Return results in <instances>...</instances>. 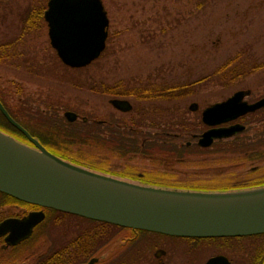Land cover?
Here are the masks:
<instances>
[{"label":"rangeland","instance_id":"374dc122","mask_svg":"<svg viewBox=\"0 0 264 264\" xmlns=\"http://www.w3.org/2000/svg\"><path fill=\"white\" fill-rule=\"evenodd\" d=\"M38 1L46 7L47 0H0V43L19 37L23 17L39 5L36 4ZM102 3L109 20L105 49L98 59L83 68H63L50 47L46 23L41 18L33 24L23 43L11 52L14 55L0 62V85L7 94L6 103L10 107H19L33 117H39L45 109L43 103L52 101L59 115L72 110L82 117L112 120L123 125L131 112L115 110L107 93L93 91L90 87L100 88V82L131 86L148 80L170 84L189 81L237 54L241 58L250 56L257 62L264 61V0H102ZM51 71L57 79L52 77ZM207 82L201 83L194 95L195 101L188 97L175 101L187 110L185 116L182 115V120L186 118L187 123L198 118L196 112L206 104L226 99L238 90H250V97L254 99L264 96V66L227 87ZM84 83H89V88L83 87ZM131 100L137 105L134 98ZM195 107V112L190 110ZM262 125L254 129L260 132ZM34 131L44 132L38 128ZM249 132L252 133L251 130L243 132L234 140L218 139L209 148H190L186 152L193 155L180 161L148 154L120 158L112 146L109 151L101 146L78 147L82 154H90L93 166L108 171L126 169L146 173L167 185L210 187L235 176L261 175L259 169L264 172V157L229 151L233 144L239 146L245 141L254 146L264 145V142L257 143L252 136L248 137ZM143 237L155 243L170 242L151 234ZM260 240L250 238L253 243L250 242L247 248H259ZM237 244L236 240L203 243L204 253L194 264H201L208 255L224 252L225 248L235 256L234 264H241Z\"/></svg>","mask_w":264,"mask_h":264},{"label":"water","instance_id":"95a60500","mask_svg":"<svg viewBox=\"0 0 264 264\" xmlns=\"http://www.w3.org/2000/svg\"><path fill=\"white\" fill-rule=\"evenodd\" d=\"M43 17L57 56L67 66L84 67L105 48L108 17L102 0H47ZM244 91L206 107L202 120L212 126L198 140L202 146L243 129L235 123L215 127L264 106V98L247 103ZM111 103L127 111L126 100ZM0 112L31 142L0 130V191L16 199L119 226L188 237L245 236L264 233V185L202 190L158 185L119 177L72 162L46 149L7 112ZM69 121L76 113L65 111ZM42 212L0 222V236L14 244L27 237ZM205 264H229L218 255ZM264 264V261L263 263Z\"/></svg>","mask_w":264,"mask_h":264},{"label":"flooded vegetation","instance_id":"af4514ba","mask_svg":"<svg viewBox=\"0 0 264 264\" xmlns=\"http://www.w3.org/2000/svg\"><path fill=\"white\" fill-rule=\"evenodd\" d=\"M36 4L39 5L31 9L26 14L25 18L23 17V19L25 20V26H27L28 33H26L24 24L21 21L22 25L20 28L21 30L20 35L15 40H12L16 42V48L18 47V45L23 43L24 37H26L29 34L33 24L37 23V20H40L42 18L47 26V22L43 17V13L46 7L42 11L41 9L42 3L38 1L36 2ZM47 36H48V26H47ZM50 47L52 48L51 44ZM15 49H10V50H12V52L14 53ZM13 53H9L10 54L9 57H11L12 56L11 54ZM7 59L8 57L3 58V55L0 56V62L5 61ZM50 74L52 75V71ZM104 85H110L112 87L127 86L126 83L125 84L117 83L116 85H114L105 82H100L98 84V86H104ZM141 85L157 87V85H163V83L148 81V82H142ZM244 91H248L247 93L244 94L243 97V99L247 103H253L264 98V96H260L255 99L251 98L250 90H244ZM195 93L196 91L190 93L188 95V99L194 100ZM122 94H124L122 90H111L110 92L107 93V95L110 97L109 98L110 103L111 100L115 98L129 101L131 105V109L128 111H123L115 107L111 103V105L115 108V110L123 113H129L134 107V103H132L131 100L134 97L132 96L126 97L125 95ZM6 97L7 94L5 90L2 88V85H0V101L2 103L6 102ZM178 99H183V98H173L171 99L170 103L174 104L175 101H180ZM162 101H164L162 97H154V98L151 97L145 99L146 103L149 102L161 103ZM194 101L192 103H194ZM208 105L206 104V106H203L199 112H196L198 118L191 119L193 121L192 123H187L188 120L185 121L186 118H184L183 125L180 126L174 125L173 126L174 128L171 129L168 128L165 129L164 125L161 124L159 128L153 127V128H144L145 130H141L142 132H146L145 134L146 136L144 137L143 140V143L146 142L144 144L145 147L148 148L146 150H148L149 152H156V154L149 153L148 155L149 156L153 155L154 157H158L164 160L180 161V159L187 157V155H193V154L187 153L185 155H182L181 157L178 155H174L173 157H171L172 159H169L168 157H165L163 154H161L160 151H162V149H165L166 151L176 152V151H180L182 148L185 149L184 151H188V149L190 148L201 150L212 147L214 141L207 146H202L198 143L201 134L207 129L212 127L202 121V111ZM192 109H194L195 112V110H197V107ZM17 110L21 112H25L24 109H20L19 107H17ZM180 111L183 112L182 113L183 116H185V114L187 113L186 112L187 110L183 108ZM45 112L46 109L43 110V113ZM37 114L39 113H33V115H37ZM76 119L85 121V117L79 116L78 114ZM94 121L96 122V124L101 125L100 129L103 132V133L101 132V134L104 133L110 134L109 130L107 129L113 126H121L119 125L118 122L113 123L112 120L110 122H106V120L104 119L103 120L94 119ZM195 122H197V125L195 124ZM235 123L243 126V129L237 131L231 137H228L229 139L234 140L238 138L237 136L239 134L251 130L252 133L250 132L247 133L248 137L252 136V138H254V140L257 141V143L264 142V106H261L252 112L243 113L232 120L219 123L215 125V127H220V126L227 127ZM259 124H263L261 126L262 130L260 132L259 130L254 129ZM106 125H108L109 128H107ZM193 127L200 128V130H195L193 129ZM185 129L187 131H185ZM253 129L255 131H253ZM17 130L19 132H14L12 133V135L19 138L22 141L29 143V141L25 139L24 134L18 128ZM260 134L262 135L260 136ZM163 135H165L167 138L170 139L163 140L162 138H160V136ZM242 136H244V134L239 137ZM259 139L261 140L259 141ZM243 140L246 139L243 138ZM157 141L158 143L161 142L159 144L161 147H159V145L154 144ZM245 143L247 142L245 141ZM149 146L151 147L149 148ZM247 146L250 147L254 145L249 144ZM255 147L261 148V146H255ZM261 150L264 152V145L262 146ZM255 151H257V149ZM255 151H250V153H253ZM248 154L249 153L245 155L249 156ZM116 155L120 158H126L129 156H135L136 154H128L126 156H120L119 154ZM95 169L107 171L109 173H112L120 177L139 180L142 182L158 183V184L160 183V181H158L157 178L150 177L143 172H132L126 169L123 171L115 172V171H108L101 167L100 168L95 167ZM258 172H262L260 173L261 175L251 174L253 178L251 176H248V174L245 176H237V177L235 176L233 178H229L230 179L229 181L222 182L224 184L217 182V184L215 185L216 187H219L220 184L223 186L227 184H231L235 186L237 185L245 186L246 184H250V183H260L264 179V172L261 169H259ZM35 212H42L43 218L41 219V221H39L37 224H35L32 227V230L27 237L22 238L21 240L17 241L14 244H9L5 240L7 233L0 236V264H194V262H196V259L201 254L204 253L201 244L215 240L238 241L237 244L238 248H236V250L240 251L239 255H240L241 264L257 263V254L259 248L255 247V248H251L250 250L247 248V246L250 245V242L253 243V241H249L250 238L248 236L232 237V238L217 237L218 239L214 237L195 238V237L169 236V235H164L149 231L132 229L129 227L113 225L105 222L89 221L86 220L84 217L73 213L59 211L53 208L42 207L15 198H9L4 196L3 193L0 192V222L8 218L22 219L28 216L29 214ZM144 234H151L152 236L153 235L158 236L159 238L166 241L169 240L170 242L168 243L163 242V244L162 242L155 243L152 241V239L143 237ZM244 240L245 243L247 244L242 243V241ZM198 241H202L203 243H199ZM244 251H246V253ZM218 255L224 256L229 264H234L235 256L232 255V252L226 250V248L224 249V252L208 255L204 260V262H202L201 264H205L209 258ZM244 255H246V257H244Z\"/></svg>","mask_w":264,"mask_h":264},{"label":"trees","instance_id":"16d2710c","mask_svg":"<svg viewBox=\"0 0 264 264\" xmlns=\"http://www.w3.org/2000/svg\"><path fill=\"white\" fill-rule=\"evenodd\" d=\"M44 6L41 7L43 9ZM24 28L27 32V26H25V20L22 19ZM16 48V42H3L0 43V54L3 55V58L9 57V53L12 52L10 49ZM6 52V53H5ZM0 55V56H1ZM264 66V61L257 62L255 59L250 56L241 58L239 54L228 57L223 60L220 64L212 68L208 73L198 76L197 78L189 81H178L175 83H163V85L156 86H146V85H131V86H121V87H112L110 85L99 86L100 88L90 87L89 83H84L83 87H87L91 90L96 89L97 91L108 93L111 90H122L126 97L132 96L136 99L137 105L135 104L132 110L130 111V117L128 121H123L121 126L110 127L106 125L107 130L110 134H101L102 130L100 129L101 125L96 124L94 119L86 116V120H75L73 122L67 121L63 115L54 109L52 101L44 102L46 109L45 113H42L39 117H33L28 114L29 112H21L17 109L10 107L6 102H3V105L6 107L10 115L17 120L21 125H23L34 137H36L46 148H48L53 153L71 160L73 162L83 164L95 168L91 162L90 154L87 152L81 153L82 150L79 147L87 146L88 148H94L96 146L104 147L106 150H111L109 147H114L117 150L116 154L120 156H126L128 154H156V152H149L145 143H143L146 132L144 128H155L160 127L161 124L164 125L165 129L174 128L173 125H183L182 109L179 103H170L173 98H184L194 91H197L200 88L201 83L209 81L211 84L227 87L233 83L244 79L247 75L253 73L255 70L261 69ZM54 69V67H52ZM54 79H57L56 74L52 72ZM150 81V80H148ZM153 81V80H151ZM189 83V84H188ZM208 83V82H207ZM76 85V84H73ZM202 86V85H201ZM94 91V90H93ZM151 97H162L164 101L161 103L149 102L146 103L145 99ZM41 114V113H39ZM0 129L12 134L14 132H19L16 127L10 124L7 119L0 112ZM34 128L44 130V132L34 131ZM121 128V129H120ZM185 131H187L185 129ZM103 133V132H102ZM18 134V133H16ZM25 137V136H24ZM160 138H167L165 135L160 136ZM26 139V138H25ZM156 141V140H155ZM161 143V142H160ZM160 143L155 142L154 144L159 145ZM172 143V142H171ZM178 143V142H177ZM55 145L61 146L56 148ZM247 143L243 144H233L231 148L232 152L247 154L251 156H256L257 158H263L264 152L261 148L255 146L248 147ZM79 146V147H78ZM151 146H149L150 148ZM159 147H161L159 145ZM61 148V149H60ZM257 149V151H255ZM181 149L180 151L172 152L162 149L160 151L165 157L172 159L174 155L182 156L189 152ZM220 150V149H218ZM250 151H255L250 153ZM158 152V151H157ZM88 154V155H84ZM85 156V157H84ZM80 157V159H79ZM81 158L87 160H81ZM161 183V182H160ZM164 184V183H161ZM264 180L260 183H250L245 186L242 185H219L216 187L215 184L212 186H185L179 185L178 187H190V188H199V189H230L236 187H254L263 185ZM174 185V184H169ZM177 186V185H174ZM218 186V185H217ZM4 196L9 198H14L3 193ZM86 219V218H85ZM89 221H95L91 219H86ZM100 222V221H99ZM249 238L261 239L259 243V249L257 254V263L262 264L264 260V233L248 236ZM217 238V237H214ZM232 238V237H227ZM218 239V238H217Z\"/></svg>","mask_w":264,"mask_h":264}]
</instances>
